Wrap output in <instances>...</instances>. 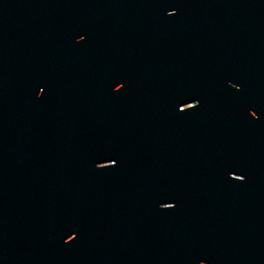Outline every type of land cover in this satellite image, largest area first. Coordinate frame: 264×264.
Wrapping results in <instances>:
<instances>
[{
	"label": "water",
	"instance_id": "95a60500",
	"mask_svg": "<svg viewBox=\"0 0 264 264\" xmlns=\"http://www.w3.org/2000/svg\"><path fill=\"white\" fill-rule=\"evenodd\" d=\"M0 264H264V0H0Z\"/></svg>",
	"mask_w": 264,
	"mask_h": 264
}]
</instances>
